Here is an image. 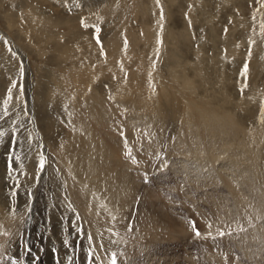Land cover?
<instances>
[{"label": "rangeland", "instance_id": "rangeland-1", "mask_svg": "<svg viewBox=\"0 0 264 264\" xmlns=\"http://www.w3.org/2000/svg\"><path fill=\"white\" fill-rule=\"evenodd\" d=\"M81 19L89 26L101 28L104 55L100 54L101 48L94 38V29L83 27ZM22 52L26 62L18 55ZM245 62L247 71L242 75ZM189 78L193 79V85L189 84ZM13 80L17 82L16 87L12 89V100L5 106L2 101ZM61 82H64L63 85L57 86ZM121 82L126 83L125 87L128 88L119 89L122 93L120 95L125 94V98L120 101L123 104H118V100L112 95L115 87ZM21 85L23 95H20ZM91 87L97 88V92L96 89L92 91ZM58 89L59 93L66 92L63 96H67L65 99L70 100L69 103L53 99L52 96H59ZM86 91L89 95H86ZM82 92L89 99V104L85 100L86 97L84 99L81 95ZM42 93L45 97H41L44 96ZM48 93L49 96L52 94L51 98L47 96ZM65 94L70 95V99ZM91 94L94 98L91 97L92 100ZM217 94L220 96L219 101ZM0 95V132L5 133L0 141V208H4L8 213L16 210L14 213L22 217V225L18 231L23 227L25 234L26 231L28 234L29 229H26V224L23 226V223L26 213L29 214L31 210H34L32 218L37 221L30 224L31 229L35 231H46L52 227L48 225V218H53L51 221L54 223L60 222V219L65 223L69 205H74L73 199L66 191V185H69L66 176L70 175L75 181H79L80 176H87V173L80 171L81 163L78 165L77 162L83 160L82 158H89V154L74 152L79 144L75 142H78L80 137L90 135L95 125L97 132L99 130L103 133L105 130L104 136L109 135L117 141L127 142L126 137L123 136V139L120 133L124 131V125H128V130H133L130 137L134 140L133 153L130 151L132 156L123 154L121 158L126 163L124 166L131 177L125 174L124 183L120 184L105 181L100 189L101 194H105L104 200L111 201L116 210L120 209L117 212L120 219L118 225L121 224L118 226V241L126 247L122 245L116 264H264V113L261 112V103L264 102V3L261 0H0ZM99 96H105L103 103L107 102L103 109H100V103L93 101ZM42 98L47 99L45 101H49L50 105ZM185 98H191L193 102H190L196 106L199 103L202 105L200 101H205L209 104L208 107L214 110L210 114L218 118L210 117L208 110H202L203 113L200 114L199 109L202 106L196 107L197 113H193L195 116L190 114ZM41 99L43 103L39 102ZM53 100L58 102L54 103ZM77 100L84 102L79 104ZM43 104L44 107L47 106L44 108ZM112 104L120 105H117L119 109L113 110L110 106ZM217 106L219 109L216 110ZM4 107L7 109V115ZM156 107L164 111L159 112ZM106 108H109L110 113ZM215 110H221L223 116L220 111L216 114ZM38 111L42 114V120ZM81 111H85L86 116ZM114 111L121 113L122 117ZM48 116H52L53 120ZM118 116L121 117L119 122ZM85 118L89 124L87 121L85 123ZM89 118L93 119L90 121ZM66 119L67 122H64ZM43 120L47 121L46 124H43ZM82 122L85 124L82 125ZM235 122H238V125ZM114 123L116 127H113ZM241 123L243 127L239 130L240 134H233L229 129L231 125L239 126ZM47 124L50 126L47 127ZM218 124L222 128H219ZM145 127L146 132L142 131ZM77 128L85 130L80 133ZM72 129L78 131V135ZM186 129L189 131L184 132ZM254 129L260 131V139L257 141H252L249 136ZM137 132L139 134L136 135ZM243 132L248 134H245L247 137ZM13 133L16 134L15 142H12ZM201 133L202 135L198 136ZM149 134L151 137L146 140ZM231 135H235V138ZM133 136L139 137L138 140ZM139 139L143 140L142 147ZM38 141H42L41 144ZM236 146L240 148L238 151ZM199 149L200 151H196ZM190 150L192 153H189ZM135 152L137 155H134ZM140 152L144 154L145 159L142 158L141 163L144 165L132 167V161H129L128 157L132 160L133 157L138 158ZM41 154L47 160L43 171L37 168ZM183 154L190 156L185 157ZM200 155L202 156L199 157ZM9 156L14 163L11 171L8 167ZM220 156L225 160L215 162ZM230 157L235 161L233 168V160ZM195 159L204 160L206 168L201 164L203 162L199 163L200 161ZM182 160L185 161L181 162ZM210 162L218 168L221 166L219 171L223 174L216 175L217 172L213 171ZM31 165L33 168L27 169ZM195 165L204 169L196 178L194 175L199 171L195 169ZM73 169L78 171L71 172ZM210 174L213 176H209ZM214 175L217 178L213 179ZM131 179L134 184L132 188L129 186ZM234 179L237 184L233 187L234 190L229 189V192L226 183L231 184ZM82 189L79 185L78 191L87 192L86 188ZM22 191L26 192L25 196ZM13 192L15 195H12ZM120 194L122 200L115 197ZM91 195L92 197L88 195L89 201L94 205L98 196ZM74 208L79 209V205ZM146 208H149L150 212ZM100 211L98 209V212ZM156 215L173 218V226L166 227V222ZM78 216L76 213L72 215V223H77ZM189 220L195 222L201 233L200 237L193 232ZM181 225L185 233H182ZM59 226L63 238L82 237L78 227H74L72 232L64 229L63 224ZM110 228L114 229L112 226ZM218 231H224L226 235L216 236ZM209 232L216 236L215 240L207 236ZM108 234L116 236L112 232ZM0 264L25 262L22 258H17V261L9 259L2 244Z\"/></svg>", "mask_w": 264, "mask_h": 264}, {"label": "bare ground", "instance_id": "bare-ground-1", "mask_svg": "<svg viewBox=\"0 0 264 264\" xmlns=\"http://www.w3.org/2000/svg\"><path fill=\"white\" fill-rule=\"evenodd\" d=\"M2 33V32H1ZM2 34H4V33H2ZM84 45V44H83ZM63 48V47H62ZM61 50V49H60ZM90 50V49H89ZM91 53H92V51H90ZM66 53V52H65ZM64 53V54H65ZM88 53V52H87ZM18 55H21V57H22V59L24 60V59H26L25 58V55L23 54V52L21 53V54H18ZM84 55V54H83ZM122 60V59H121ZM25 62H26V60H24ZM210 64V63H209ZM84 73V72H83ZM71 76V75H70ZM71 78V77H70ZM189 79H191V83H189V82H187L188 81V79H187V83H189L190 85H193L194 83H193V79L192 78H189ZM54 80V79H53ZM185 80H186V78H185ZM184 80V81H185ZM85 82H86V80H84ZM89 81H91V80H89ZM87 82H88V80H87ZM183 82V81H182ZM63 83L64 82H61V83H59L57 86H60V84H61V86L63 85ZM129 83V82H128ZM88 84V83H87ZM94 84V83H93ZM189 84H188V86H189ZM183 85H186L185 83H183ZM84 86H85V84H84ZM83 86V87H84ZM125 86H127L126 85V83L124 84V83H119V85H117L116 87H115V89H114V91H113V93H114V95H112L115 99H116V101L118 102V104H123V103H120V101L122 100V101H124V99L123 98H125L124 96H125V94H123V95H120V94H122L121 92H120V88H128V87H125ZM179 86H180V84H179ZM44 87H46V86H44ZM92 87H95V86H93L92 85ZM91 87V88H92ZM182 87V86H181ZM184 87H186V86H184ZM191 87V86H190ZM62 88V87H61ZM100 88V87H99ZM98 88V89H99ZM45 89V88H44ZM63 89V88H62ZM78 89V88H77ZM84 89V88H83ZM93 89V88H92ZM95 89H96V92H97V88H94L92 91H95ZM185 89V88H184ZM41 90V89H40ZM49 90V92L51 91L50 89H48ZM57 90V89H56ZM61 90V89H60ZM71 90V89H70ZM84 90H86V89H84ZM83 90V91H84ZM88 90V89H87ZM122 90H124V89H122ZM128 90H130V89H128ZM38 91V92H37ZM36 92L37 93H39V90H37ZM74 91V90H73ZM99 91V90H98ZM101 91H102V89H101ZM100 91V92H101ZM41 92H44V91H40V93ZM71 92H72V90H71ZM70 92V93H71ZM87 92V91H86ZM105 92V91H104ZM124 92H126V91H124ZM183 92H184V90H183ZM2 93V92H1ZM36 93V94H37ZM57 93H59V89H58V92ZM64 93H66L65 91H64ZM63 93V94H64ZM73 93V92H72ZM83 93V92H82ZM88 94H86V95H89V92H87ZM91 93V92H90ZM94 93V92H93ZM99 93V92H98ZM103 93V92H102ZM112 93V94H113ZM129 93V92H128ZM131 93V92H130ZM7 94V93H6ZM43 94V93H42ZM56 94V93H55ZM60 94H62V93H59V96H60ZM63 94H62V96H61V98H59V96H57V94H56V96L54 97V96H52V94L49 96V93H48V95L47 96H49L50 98H51V96L53 97V99L54 100H56V99H58V101H62V103H63V100H64V102L66 103L67 101H68V99L66 98L65 99V97H67V96H63ZM96 94V93H95ZM104 95L106 94V92L105 93H103ZM111 94V93H110ZM126 94H127V92H126ZM184 94H186V93H184ZM2 95V94H1ZM0 95V96H1ZM44 96H41V97H45V94H43ZM65 95H68V94H65ZM78 95H80L79 93H78ZM77 95V96H78ZM82 96H84V99H85V97H86V99L85 100H87L88 101V104H89V99H87V96H85V94L83 93V94H81ZM107 95V94H106ZM105 95V96H106ZM109 95V94H108ZM129 95V94H128ZM128 95L126 96V97H128ZM168 95V94H167ZM166 95V96H167ZM218 96H219V94H217ZM5 95H3V97H4ZM31 96H32V94H31ZM34 96V95H33ZM46 96V97H47ZM97 96H98V94H97ZM102 96V95H101ZM105 96H103L104 98H105ZM121 96V97H120ZM143 96V95H142ZM217 96V97H218ZM2 97V98H3ZM40 96H39V98H41ZM68 97H69V99H70V95H68ZM91 97L93 98V96H92V94L90 95V99H91ZM103 97H100L99 96V98L98 99H96V100H93V101H96V102H98V103H100L101 105H100V109L102 108L103 109V106H106L107 105V102H105V103H103V101H104V99H103ZM169 97V96H168ZM190 97V96H189ZM222 97V96H221ZM39 98H37V99H39ZM73 98H75V101H76V97L74 96ZM83 98V97H82ZM108 98V97H107ZM223 98V97H222ZM13 99H14V97H13ZM43 100H44V102H46L45 100H47V99H44V98H42ZM42 99H41V101H39V102H41V103H43L42 102ZM94 99V98H93ZM110 99V98H109ZM111 99H113V98H111ZM132 99V98H131ZM167 99H169V98H167ZM225 99V98H224ZM1 100V99H0ZM12 100V99H11ZM15 100V99H14ZM50 100V99H49ZM52 100V99H51ZM53 100V101H54ZM78 100L80 101L81 100V98L79 99L78 98ZM77 100V101H78ZM92 100V99H91ZM90 100V101H91ZM106 100H108V99H106ZM133 100V99H132ZM156 100V99H155ZM164 100V99H163ZM185 100L186 101H188V103H187V108H188V111L190 112V114H192V115H194L193 113H197V111H196V107H200V106H202V108H200L199 109V111H200V114L201 113H203V111L202 110H204V112L206 111V110H208V114L210 115V117H215L214 115H212V114H210L211 113V111H214V110H212V109H210V107H208L209 106V104L207 105V103H205V101H200L201 102V104L202 105H200V103H199V105L197 104V106L196 105H193L191 102H193L192 100H191V98H185ZM220 100V96H219V99H218V101ZM228 100V99H227ZM36 101V100H35ZM38 101V100H37ZM58 101H56V102H58ZM70 101V100H69ZM69 101H68V103H69ZM72 101V100H71ZM78 101V102H79ZM111 101V100H110ZM116 101H115V103H116ZM121 101V102H122ZM134 101V100H133ZM169 101V100H168ZM172 101V100H171ZM191 101V102H190ZM230 101V100H229ZM1 102V101H0ZM3 102V101H2ZM1 102V103H2ZM38 102V103H39ZM55 101H54V103H56ZM74 102V101H73ZM81 102H84V100H82ZM81 102H79V104L81 103ZM92 102V101H91ZM108 102H109V100H108ZM130 102H131V100H130ZM156 102V101H155ZM175 102H176V100H175ZM174 102V103H175ZM207 102V101H206ZM52 103V102H51ZM75 103V102H74ZM157 103V102H156ZM162 103V102H161ZM170 103H172V102H170ZM45 104V103H44ZM44 104L42 105L43 107H44ZM46 104H49V101H48V103L46 102ZM59 105H60V103H58ZM67 104V103H66ZM71 104H72V102H71ZM77 104V103H76ZM79 104H77V105H79ZM118 104H112V105H110L111 106V108L114 110V109H119L118 108V106L120 107V105H118ZM124 104H126V103H124ZM136 104V103H135ZM163 105L162 106H164V103H162ZM166 104V103H165ZM50 105V104H49ZM56 105V104H55ZM62 105H65V104H62ZM69 105V104H68ZM77 105H76V107H77ZM118 105V106H117ZM157 105V104H156ZM161 105V104H160ZM218 105V104H217ZM0 106H1V104H0ZM37 106H39V104L37 105ZM47 106V105H46ZM45 106V107H46ZM92 106V105H91ZM161 106V107H162ZM166 106H168L167 104H166ZM165 106V107H166ZM40 107V106H39ZM38 107V108H39ZM44 107V108H45ZM76 107H75V112H77L76 111ZM78 107H80V106H78ZM85 107V106H84ZM123 107V106H122ZM125 107H126V105H125ZM138 107V106H137ZM165 107H164V109H165ZM175 107V106H174ZM213 107V106H212ZM211 107V108H212ZM5 108V107H4ZM87 108V107H86ZM89 108H90V106H89ZM157 108V107H156ZM159 108V107H158ZM157 108V109H158ZM213 108H215V107H213ZM9 109V108H8ZM37 109V108H36ZM40 109H43V108H40ZM40 109H38L40 112H41V110ZM88 109V108H87ZM94 109V108H93ZM96 109V108H95ZM109 108H106V110H108ZM122 109V108H121ZM123 109H124V107H123ZM156 109V110H157ZM172 109H174V108H172ZM217 109H219L218 108V106L216 107V110ZM48 110V109H47ZM69 110H70V107H69ZM73 110V109H72ZM71 110V111H72ZM127 110H128V108H127ZM159 110V109H158ZM161 111H164L163 109H160ZM159 110V112H161ZM215 110V111H216ZM223 111H225L224 109H222ZM38 111V112H39ZM86 111V110H85ZM85 111H81V112H83V115H85L86 116V113H85ZM88 112H89V110H87ZM92 111V110H91ZM101 111V110H100ZM103 111V110H102ZM110 110H108V112H109ZM124 112H125V110H123ZM130 111H132V110H130ZM177 111V110H176ZM198 111V112H199ZM221 112V110H218V111H216V114H217V112ZM39 112V113H40ZM56 112V111H55ZM54 112V113H55ZM58 112H59V110H58ZM105 112V111H104ZM103 112V113H104ZM115 113L117 112V111H114ZM114 112H112V113H114ZM174 112V111H173ZM32 113V112H31ZM37 113V112H36ZM38 113V116L40 115V120H42L43 118H42V114L41 113H43V112H41L40 114ZM57 113V112H56ZM90 113V112H89ZM95 113L96 112H94L93 114L95 115ZM99 113V112H98ZM98 113H97V115H98ZM100 113H102V112H100ZM110 113V112H109ZM127 113V112H126ZM158 113V112H157ZM214 113V112H213ZM222 113L223 112H221V116H223L222 115ZM58 114V113H57ZM77 114V113H76ZM75 114V115H76ZM88 114V113H87ZM118 114H120V116H121V113H119V112H117V115ZM124 114V113H123ZM160 114V113H159ZM173 114V113H172ZM46 115V114H45ZM51 115V114H50ZM67 115H68V117H69V115L70 114H68V112H67ZM71 115H72V113H71ZM79 115V114H78ZM93 115V116H94ZM96 115V116H97ZM101 115V114H100ZM103 115H105V114H103ZM102 115V116H103ZM111 115V114H110ZM125 115V114H124ZM124 115H123V117H124ZM129 115V114H128ZM141 115V114H140ZM191 115V116H192ZM225 115V114H224ZM231 115V114H230ZM58 116V115H57ZM61 116V118L63 119V117H62V115H60ZM60 116L58 117V119H59V121H60ZM73 116V115H72ZM82 116V115H81ZM81 116H80V118H81ZM107 116H108V114H107ZM113 116V115H112ZM139 116V115H138ZM156 116V115H155ZM164 116V115H163ZM162 116V117H163ZM175 116V115H174ZM177 116V115H176ZM189 116V115H188ZM190 116V117H191ZM195 116V115H194ZM194 116H192L193 117V119H194ZM197 116H199V114L197 115ZM203 116V115H202ZM219 116V115H218ZM229 116V115H228ZM228 116H226L227 118H228ZM49 117V116H48ZM48 117H46V119L48 118ZM52 116H50L49 118H51ZM54 117V116H53ZM75 117V116H74ZM89 117H92V116H89ZM109 117V116H108ZM114 117V116H113ZM115 117H117L116 115H115ZM122 117V116H121ZM120 117V118H121ZM171 117H173L172 115H171ZM205 117V115L203 116V118ZM217 117V116H216ZM216 117H215V119H216ZM230 117H233V116H230ZM33 118V117H32ZM45 118V117H44ZM71 118V117H70ZM94 118V117H93ZM93 118H89V120L91 121ZM103 118V117H102ZM119 116H118V122H119ZM128 118V117H127ZM164 118V117H163ZM166 118V117H165ZM218 118V117H217ZM36 119V118H35ZM52 120H53V118H51ZM55 119V118H54ZM56 119H57V117H56ZM86 119V118H85ZM105 119V118H104ZM107 119V118H106ZM153 119V118H152ZM192 119V118H191ZM210 119V118H209ZM221 119H222V117H221ZM220 119V120H221ZM224 119V118H223ZM70 119L68 118V122L70 123V121H69ZM72 120H73V118H72ZM74 120H75V118H74ZM73 120V121H74ZM82 120V119H81ZM103 120V119H102ZM166 120V119H165ZM214 120V119H213ZM219 120V119H218ZM32 121H33V119H32ZM44 121V123L43 124H46V122L48 121V119H47V121H45V120H43ZM72 121V122H73ZM86 121H87V119L85 120V123H86ZM93 121H95V120H93ZM97 121H98V119H97ZM96 121V122H97ZM116 121V120H115ZM205 121V120H204ZM37 122V121H36ZM55 122V121H54ZM61 122H62V120H61ZM64 122H67V119H66V121H64ZM99 122H100V120H99ZM101 122H104V121H101ZM105 122H108V121H105ZM114 122V121H113ZM117 122V123H118ZM122 122H123V120H122ZM134 122V121H133ZM208 122V121H207ZM214 122V121H213ZM221 122H223L222 120H221ZM221 122H219V124H221ZM224 122H226V121H224ZM230 122H233V121H231L230 120ZM42 123V122H41ZM59 123V122H58ZM75 123V122H74ZM77 123V122H76ZM80 123V122H79ZM83 123L84 122H82V125H83ZM84 123V124H85ZM87 123H88V121H87ZM98 123V122H97ZM218 123V122H217ZM235 123H237L236 125H238V122H235ZM235 123L233 124V125H235ZM240 123V122H239ZM43 124H41L42 126H43ZM54 124V123H53ZM89 124V123H88ZM90 124H91V122H90ZM95 124V123H94ZM100 124V123H99ZM99 124H98V126H99ZM111 124H113L112 122H111ZM115 124L116 123H114V125H113V127L115 126ZM122 124V123H121ZM121 124H118V125H121ZM125 124H126V122H125ZM132 125H134L133 123H131ZM136 124V123H135ZM186 124V123H185ZM203 124V123H202ZM219 124H218V126H219ZM223 124V123H222ZM232 124V123H231ZM230 124V125H231ZM38 125V124H37ZM40 125V124H39ZM68 125V124H67ZM70 125H71V127H72V124L70 123ZM75 125V124H74ZM82 125H81V128H82ZM118 125H117V127H118ZM124 125V124H123ZM122 125V126H123ZM137 125V124H136ZM215 125V124H214ZM229 125V124H228ZM6 126V125H5ZM30 126V125H29ZM41 126V127H42ZM50 125H48L47 124V127H49ZM60 126V125H59ZM75 126H77V124L75 125ZM74 126V127H75ZM92 126V125H91ZM96 126V125H95ZM94 126V129H91L90 128V126H89V128L91 129V132H90V135H88V136H85V137H80V138H78L79 139V141L78 142H75L76 144L77 143H79L78 144V146H77V148H75L74 147V145H73V147L75 148L74 149V152H77L78 154L79 153H84L85 155H88V157L89 158H82L83 160H81L80 162H77V164L78 163H81V166H80V171H84L85 173H87V176H86V178H83L82 176H80V179H79V181H75L70 175H65L67 178V180H68V182H69V185L67 184L66 185V187H67V190L66 191H68V193H69V196L73 199V204L74 205H69L70 206V208H68V212H67V218H65L66 219V221H65V223H64V221H61V219H60V222L59 221H57V222H52L51 220H53V218H48V221H49V223L50 224H48V225H51L52 227H50L48 230H42V231H40L41 229H39V231H35L34 229H31V222H33V223H35V222H37L36 220H34L32 217H33V211L34 210H31V212H29V214H28V212L26 213V219H24V223H23V226H25L24 224H26V226H25V228L26 229H29V231H28V234H27V231H26V234H25V232H24V229H23V227H22V229H20L19 231H18V229L21 227V225H22V217L20 218L17 214H15L14 212H16V210H11L9 213L4 209V208H0V245L2 246V244H3V247L5 248V251H6V253H7V256L9 257V259H11V260H16L17 261V258H22L23 259V261L25 262V264H111V260H112V258H113V255H115V258H116V261H117V259L119 258V256H120V252H121V249H122V245H124V247H126V245L124 244V243H121L120 244V242L121 241H118V239H119V237H118V234L120 235V232H119V230H118V226H121V224H119L118 225V222L120 221V219L118 218V211L120 210H116L115 209V207L113 206V203L110 201V202H107V201H105L104 200V195L105 194H101V192H100V189H102V186H103V183L105 182V181H112V182H115V183H124V177H125V174H128V176L129 177H131L130 175H129V173H128V171H126V168H125V166L124 165H126V163H124V161L122 160V158H121V155H123V154H125L126 155V153H129L130 151L132 152L133 150H132V141H134V140H132L130 137H132V134H133V130H132V128H130L129 130H128V128H129V126H128V128H127V126H125L124 125V131H123V133H124V135L123 136H125L126 137V140H127V142L125 143V142H122V141H117V139H114V138H112V137H110L109 135L106 137V136H104V132H105V130H104V132L102 133V132H100L99 130H98V132H97V130L95 129L96 127ZM103 126H105V124L103 123ZM121 126V127H122ZM138 126V125H137ZM142 126V125H141ZM140 126V127H141ZM178 126V125H177ZM197 126V125H196ZM217 126V125H216ZM215 126V127H216ZM240 126V127H239ZM239 126H232L231 125V128H229L230 130H232V133L234 132H236V133H239L240 131V129H242V123H241V125L239 124ZM35 127V126H34ZM40 127V126H39ZM45 128H46V126H44ZM53 127H55L54 125H53ZM56 127H57V125H56ZM73 127V128H74ZM116 127V126H115ZM185 127V126H184ZM212 127V126H211ZM221 126H219V128H220ZM224 127V126H223ZM226 127V126H225ZM51 128V127H50ZM50 128L48 129V130H50ZM68 128V127H67ZM79 128V127H78ZM77 128V130H79ZM84 128V127H83ZM101 128V127H100ZM106 128V127H105ZM111 128V127H110ZM109 128V129H110ZM119 128V127H118ZM126 128V129H125ZM138 128H139V126H138ZM148 128V127H147ZM187 128V127H186ZM197 128V127H196ZM222 128V127H221ZM37 129V128H36ZM40 129V128H39ZM69 130H71V128H68ZM76 129V128H75ZM85 129H86V127H85ZM84 129V130H85ZM113 129V128H112ZM120 129V128H119ZM133 129H134V127H133ZM135 129H137L136 128V126H135ZM161 129V128H160ZM159 129V130H160ZM198 129V128H197ZM217 129V128H216ZM84 130H82L83 132H84ZM87 130H88V126H87ZM145 130H147L146 129V127L142 130V131H145ZM149 130V129H148ZM151 130V129H150ZM164 130V129H163ZM162 130V131H163ZM206 130H207V127H206ZM213 130V129H212ZM221 130H223V132L225 131L224 129H221ZM243 130H245V128H243ZM242 130V131H243ZM252 130H253V128H252ZM252 130H250V132L252 131ZM46 131H47V129H46ZM55 131V130H54ZM72 131H74L73 129H72ZM81 130H79V132H80ZM81 131V132H82ZM117 131V130H116ZM120 131V130H119ZM134 131H136V130H134ZM137 131H139V130H137ZM141 131V132H142ZM165 131V130H164ZM186 131H189L188 129H186L184 132H186ZM200 131V130H199ZM246 131V130H245ZM58 132V131H57ZM76 131H74V133H75ZM80 132V133H81ZM86 132V131H85ZM114 132H115V130H114ZM121 132V131H120ZM146 132V131H145ZM190 132H191V130H190ZM202 132V131H201ZM222 132V131H221ZM231 132V131H230ZM229 132V133H230ZM247 132V131H246ZM246 132L244 133L243 132V134L245 135L246 134ZM249 132V131H248ZM77 133V135H78V131L76 132ZM79 133V134H80ZM117 133V132H116ZM115 133V134H116ZM144 133V132H143ZM149 133V132H148ZM160 133H161V131H160ZM220 133V132H219ZM225 133H226V131H225ZM224 133V134H225ZM228 133V132H227ZM233 133V134H234ZM235 133V134H236ZM38 134V133H37ZM56 134V133H55ZM86 134H88V133H86ZM137 134H139L138 132L136 133V135ZM164 134H165V132H164ZM187 134H188V132H187ZM195 134V133H194ZM240 134V133H239ZM242 134V135H243ZM260 134V131H258L257 129H254V131L252 132V134L251 133H249V136L253 139H251L250 138V141L252 140V141H257L258 140V135ZM50 135V134H49ZM71 135V134H70ZM69 135V136H70ZM82 135H83V133H82ZM82 135H80V136H82ZM113 135V134H112ZM117 135V134H116ZM141 135V134H140ZM145 135H148V134H146L145 133ZM145 135H144V137H145ZM150 135V134H149ZM179 135V134H178ZM200 135H202V133L201 134H198V136H200ZM220 135V134H219ZM226 135V134H225ZM224 135V136H225ZM246 135H248V134H246ZM245 135V136H246ZM114 136V135H113ZM118 136V135H117ZM177 136V135H176ZM175 136V137H176ZM185 136V135H184ZM205 136V135H204ZM218 136V135H217ZM221 136V135H220ZM231 136H233V135H231ZM231 136H230V138H231ZM41 137V136H40ZM68 136H66V138H67ZM73 137V136H72ZM76 137V135L74 136V138ZM79 137V136H78ZM125 137H123V139L125 138ZM134 137V136H133ZM141 137H143V135L141 136ZM148 137H151V135L150 136H147V139L146 140H148ZM161 137V136H160ZM182 137H183V135H182ZM227 137V136H226ZM234 138H235V135L233 136ZM233 137H232V139H233ZM241 137V136H240ZM247 137V136H246ZM54 138V137H53ZM117 138V137H116ZM134 138H136V136L134 137ZM137 138H139V137H137ZM136 138V139H137ZM156 138V137H155ZM158 138V137H157ZM177 138H179V137H177ZM199 138V137H198ZM40 139V138H39ZM56 139V138H55ZM73 138H71V140H72ZM162 139V138H161ZM227 139V138H226ZM247 139H249V137L247 138ZM260 139V138H259ZM54 140V139H53ZM70 139H69V141H71ZM122 140V139H121ZM125 140V141H126ZM138 140V139H137ZM139 140H141V142L143 141L142 139H139ZM151 140V139H150ZM219 140H220V138H219ZM235 140H237V138L235 139ZM241 140H243V139H241ZM240 140V141H241ZM52 141V140H51ZM73 141H74V139H73ZM124 141V140H123ZM153 141V140H152ZM155 141H156V139H155ZM154 141V142H155ZM169 141V140H168ZM177 141V140H176ZM38 142H40V141H38ZM42 142V141H41ZM41 142H40V144H41ZM45 142V141H44ZM62 142H63V140H62ZM65 142V141H64ZM138 142V141H137ZM137 142H135V143H137ZM153 142V143H154ZM175 142V141H174ZM178 142V141H177ZM180 142V141H179ZM220 142V141H219ZM223 142V141H222ZM232 142V141H231ZM69 143V142H68ZM71 143V142H70ZM73 143V142H72ZM71 143V144H72ZM74 143V144H75ZM123 143V144H122ZM145 143H147V141L145 142ZM148 143H149V141H148ZM153 143H152V145H153ZM166 143H169V142H166ZM173 143V142H172ZM48 144V143H47ZM52 144V143H51ZM62 144V143H61ZM60 144V145H61ZM65 144V143H64ZM66 144H67V142H66ZM70 144V145H71ZM218 144V143H217ZM224 144V143H223ZM227 144H228V142H227ZM232 144V143H231ZM239 144H241V143H239ZM139 145H140V142H139ZM160 145V144H159ZM158 145V146H159ZM207 145V144H206ZM205 145V146H206ZM211 145V144H210ZM230 145V144H229ZM1 146H3V145H1ZM56 146V145H55ZM68 146V145H67ZM76 146V145H75ZM135 146V145H134ZM137 146V145H136ZM143 146V142H142V145L140 146V147H142ZM157 146V147H158ZM218 146V145H217ZM65 147V146H64ZM69 147H71V146H69ZM146 147V146H145ZM147 147H149V145H147ZM153 147V146H152ZM155 147H156V145H155ZM155 147H153V148H155ZM188 148H190L189 147V145L187 146ZM220 147V146H219ZM224 147H226V146H224ZM237 147V146H236ZM44 148V147H43ZM61 148H63V146H61ZM139 148V147H138ZM137 148V149H138ZM212 148V147H211ZM235 148V147H234ZM233 148V149H234ZM0 149H1V147H0ZM66 149H68V148H66ZM70 149H72V148H70ZM70 149H69V151H70ZM133 149H134V147H133ZM137 149H136V151H137ZM149 149H151V148H149ZM191 149V148H190ZM205 149V148H204ZM204 149H202V150H204ZM213 149V148H212ZM216 149V148H215ZM218 149V148H217ZM231 149H232V147H231ZM240 148L239 147H237V151L239 150ZM2 150V149H1ZM4 150V149H3ZM142 150H144V148L142 149ZM201 150V151H202ZM208 150V149H207ZM135 151V150H134ZM141 151V150H140ZM145 151H146V149H145ZM155 151V150H154ZM193 151V150H192ZM196 151H200V149L199 150H196ZM210 151V150H209ZM209 151H207V152H209ZM242 151V150H241ZM63 152H64V150H63ZM72 152H73V149H72ZM130 152V153H131ZM138 152V151H137ZM150 152V151H149ZM153 152V151H152ZM205 152V151H204ZM212 152V151H211ZM215 152V151H214ZM240 152V151H239ZM133 153V152H132ZM131 153V154H132ZM136 153V152H135ZM134 153V155H137V153L135 154ZM147 153V152H146ZM151 153V152H150ZM189 153H192L191 152V150H190V152ZM198 153V152H197ZM231 153V152H230ZM68 154H69V152H68ZM71 154V153H70ZM76 153H73V155H75ZM152 154V153H151ZM196 154V153H195ZM201 154H202V152H201ZM206 154V153H205ZM213 154V153H212ZM217 154V153H216ZM221 154V153H220ZM237 154V153H236ZM67 155V154H66ZM72 155V154H71ZM85 155L83 156V157H85ZM133 155V156H134ZM183 155H185V154H183ZM182 155V156H183ZM222 155V154H221ZM64 156V155H63ZM67 156H69V155H67ZM80 156V155H79ZM132 156V155H131ZM144 156V154H142L141 152H140V157H133V158H135V160L137 161L136 163H133L132 162V167L135 165V166H139L143 161H142V158H144L143 157ZM146 156V155H145ZM149 156V155H148ZM187 156H190V155H185V157H187ZM192 156V155H191ZM197 156V155H196ZM202 155H200L199 157H201ZM206 156H208V155H206ZM198 157V158H199ZM213 157V156H212ZM237 157V156H236ZM70 158V157H69ZM78 158V157H77ZM195 158V157H194ZM231 158V157H230ZM241 158V157H240ZM62 159V158H61ZM64 159V158H63ZM74 159V158H73ZM73 159L71 160V161H73ZM79 159H81V158H79ZM128 159H129V161H132V158L131 157H128ZM145 159V158H144ZM210 159V158H209ZM213 159V158H212ZM232 160H233V163L231 164L232 166V168H233V165H235V161H234V159L233 158H231ZM65 160V159H64ZM75 160V159H74ZM196 160V159H195ZM198 161H200L199 159H197ZM196 160V161H197ZM223 160H225L222 156H220V157H217V159L215 160V162H220V161H223ZM240 160V159H239ZM185 160H182L181 162H184ZM205 161H207V160H205ZM211 161H213V160H211ZM61 163L63 162V161H60ZM65 162H66V160H65ZM67 162H68V160H67ZM201 162H203V163H201ZM186 163V162H185ZM185 163H183V164H185ZM199 163H201L203 166H205V162H204V160L202 161H200ZM199 163H197V164H199ZM207 163V162H206ZM211 163V162H210ZM209 163V165H211V168L213 169V171L215 170L216 172V175H219V173H222V172H220L219 170H220V167L218 168V167H216L215 165H214V163L212 162L211 164ZM238 163H240V161L238 162ZM68 165H69V162L67 163ZM73 164V163H72ZM72 164L70 165L71 167H72ZM187 164V163H186ZM223 164V163H222ZM230 164V163H229ZM236 164H237V162H236ZM79 165V164H78ZM141 165H144V164H141ZM201 165V166H202ZM240 165V164H239ZM242 165H243V163H242ZM241 165V166H242ZM194 166V165H193ZM200 166V165H199ZM207 166V165H206ZM206 166L204 167V168H206ZM54 167V166H53ZM62 167V166H61ZM68 167V166H67ZM132 167H131V165H130V170L132 169ZM191 167V166H190ZM210 167V166H209ZM224 167V166H223ZM29 168H33V165H31V166H28L27 167V169H29ZM128 168V169H129ZM136 168H138V167H136ZM142 168V167H141ZM201 168V167H200ZM197 165H195V169L197 170V171H199V173H195L196 175H194V178H196V177H198L199 175H200V172H202V171H204V169L202 170V168L200 169ZM208 168V167H207ZM228 168V167H227ZM27 169L25 168V170H26V172L28 173L29 171H27ZM52 169V168H51ZM69 169V168H68ZM78 169V168H77ZM134 169V168H133ZM243 169V168H242ZM202 170V171H201ZM222 171H223V169H221ZM226 170V169H225ZM238 170H239V168H238ZM238 170H236V171H238ZM65 171V170H64ZM71 172H74L75 171V173H76V171H78V170H76V169H73V170H70ZM80 171H79V173H80ZM140 171V170H139ZM58 172H60L59 170H58ZM207 172H208V170H207ZM210 172H212V171H210ZM25 173V172H24ZM51 173V172H50ZM136 173V172H135ZM134 173V174H135ZM139 173V172H138ZM29 174V173H28ZM49 174V173H48ZM78 174V173H77ZM84 174V173H83ZM131 174V173H130ZM137 174V173H136ZM223 174V173H222ZM221 174V175H222ZM242 174V173H241ZM43 175V174H42ZM53 175V173L51 174V176ZM58 176H59V174H57ZM63 175V174H62ZM61 175V176H62ZM206 175H207V173H206ZM206 175H204V176H206ZM49 176V175H48ZM133 176H136V177H138V175H133ZM139 176H141V174H139ZM209 176H213V175H209ZM215 176V175H214ZM224 176V175H223ZM50 177V176H49ZM240 177V176H239ZM53 178V177H52ZM62 178H64V177H62ZM143 178V177H142ZM208 178V177H207ZM214 178H217L216 176L215 177H213V179ZM220 178V176L218 177V179ZM228 178V177H227ZM61 178L59 177V180H60ZM65 179V180H66ZM133 179V178H132ZM132 179H131V182H130V184H129V186H130V188H132L133 186H134V184H132ZM144 179V178H143ZM198 179V178H197ZM206 179V178H205ZM209 179H211V177L209 178ZM221 179H223V178H221ZM229 179V178H228ZM39 180V179H38ZM196 180V179H195ZM216 180V179H215ZM52 181V180H51ZM55 181H57V180H55ZM62 181V180H61ZM60 181V182H61ZM64 181V180H63ZM208 181V180H207ZM221 181H223V180H221ZM228 180L226 179V182H227ZM65 183H66V181H64ZM63 182V183H64ZM196 182V181H195ZM224 182V181H223ZM237 182V180H232V182H231V184L230 183H226L227 184V188H228V191L229 192H231V191H233L234 190V186L237 184L236 183ZM58 183V182H57ZM241 183V182H240ZM136 184V183H135ZM140 184V183H139ZM141 184H143V183H141ZM198 184V183H197ZM225 184V183H224ZM54 185H56L55 184V182H54ZM62 185V184H61ZM79 185H81V188H86V190H87V192L86 193H84V192H82V191H78L79 190ZM73 186H74V188H73ZM66 187H65V189H66ZM234 187V188H233ZM56 188H57V185H56ZM137 188V187H136ZM82 189V190H83ZM135 189V188H134ZM229 189H231V191L229 190ZM65 191V192H66ZM22 194H24V196H25V194H26V192H24L23 193V191H22ZM91 194H93L94 196H98L96 199H97V201H95V203H94V205H93V203H90V201H89V196H91L92 197V195ZM67 196H68V194H66ZM89 195V196H88ZM239 195V194H238ZM66 196V197H67ZM237 196V195H236ZM65 197V198H66ZM117 199H119V200H122V196H121V194L120 195H116L115 196ZM99 198V199H98ZM239 198H240V196H239ZM68 201H69V199H67ZM239 200V199H238ZM67 201V202H68ZM124 201V200H123ZM91 202H92V199H91ZM122 202V201H121ZM69 204V203H68ZM103 204V206H99V205H102ZM241 204V203H240ZM67 205V204H66ZM75 205H79V209H75L74 208V206ZM102 207H103V209H102ZM239 207V206H238ZM40 208V207H39ZM38 208V209H39ZM118 208V207H117ZM60 209V208H59ZM98 209H100L101 211L100 212H98ZM147 209V208H146ZM239 209H240V207H239ZM255 209V208H254ZM25 210V209H24ZM67 210V209H66ZM147 210H149V208L147 209ZM254 211H256V210H254ZM44 212V211H43ZM66 212V211H65ZM148 212H150V210L148 211ZM60 213V212H59ZM74 213H76V214H78L79 216L78 217H76L77 219H78V221H77V223H76V221H75V223H72V219H73V217H72V215H74ZM42 214V213H41ZM45 214V213H44ZM57 214V213H56ZM43 215V214H42ZM48 215V214H47ZM51 215V214H50ZM54 215V214H53ZM105 215V216H104ZM57 216V215H56ZM64 216H65V214H64ZM63 216V217H64ZM70 216V217H69ZM102 216H104V217H102ZM157 216V215H156ZM160 216V217H159ZM34 217H35V215H34ZM57 217H59V216H57ZM120 217V216H119ZM160 220H163V221H165L166 222V224H165V226L166 227H169V228H171L172 226H173V224H174V220H173V218L171 219V218H169V217H164L163 218V216L162 215H158L157 216ZM36 218V217H35ZM163 218V219H162ZM59 219V218H58ZM41 220V219H40ZM56 220V219H55ZM42 221V220H41ZM72 223V224H71ZM47 224V223H46ZM63 224V226L62 227H64V229H67V230H69V231H74V227H78L79 229H80V231H81V236L82 237H80L79 239H67V238H63V235H62V233L60 232L61 231V229H60V226L59 225H62ZM257 224V223H256ZM123 225V224H122ZM112 226V228H114L113 230H111V227ZM182 226V225H181ZM103 227V228H102ZM105 227V228H104ZM256 227H258V226H256ZM263 227V226H262ZM253 228H255V226L253 227ZM259 228V227H258ZM119 229H120V227H119ZM121 229H123L122 227H121ZM124 230V229H123ZM33 231V232H32ZM261 231V230H260ZM30 232H31V234L32 235H30ZM58 232H60L59 233V235H58ZM109 232H112V233H115L116 234V236H114V235H109L108 233ZM117 232H119V233H117ZM256 232H258L259 233V231H257V228H256ZM262 232H263V230H262ZM52 233H54V234H56V236H54V234H52ZM67 233V232H66ZM182 233H185L184 231H183V226H182ZM37 236V237H36ZM185 236V235H184ZM89 237H91V239H89ZM181 237V236H180ZM12 242H14L13 244H12ZM116 251H117V253H116ZM155 255V254H154Z\"/></svg>", "mask_w": 264, "mask_h": 264}, {"label": "snow or ice", "instance_id": "snow-or-ice-1", "mask_svg": "<svg viewBox=\"0 0 264 264\" xmlns=\"http://www.w3.org/2000/svg\"><path fill=\"white\" fill-rule=\"evenodd\" d=\"M157 2H158V0H157ZM261 2L264 3V0H261ZM161 20H163V13H162V12H161ZM81 25H82L83 27H85V28L92 27V28L94 29V38H95V40H96V43H97V44L100 46V48H101V53H100V54H101V55H104V52H103V44H102V38H101V36H100L101 28H100L99 26H95V25H93V26H89V25H87V24L84 23L83 19H81ZM226 30H227V29H226ZM5 43L7 44V41H5ZM124 44H125V47H126V46H127V40H126V39H125V41H124ZM9 51H10V52L12 51L11 48H9ZM12 54L15 55L14 52H13ZM246 71H247V62H245L244 69L242 70V75L246 74ZM20 74H21V77H22V76H23V70H22V69H21V73H20ZM16 83H17V82H16L15 80H13V81H12V85L7 89V95H6V97H5L4 101H3V103H4L5 106H6V105L9 103V101L12 99V89L16 87ZM23 94H24V91H23V85H21V87H20V95H23ZM17 99H19V97H17ZM261 112L264 113V102L261 103ZM7 114H8V113H7V109L5 108V115H7ZM120 134H121V136L123 137L124 133L121 132ZM4 136H5V133H4V132H0V141L3 140ZM15 139H16V134L13 133V134H12V142H15ZM125 143H126V142H125ZM11 150H12V145L10 144V152H11ZM126 155L131 156V153H130V152H129V153H126ZM8 159H9L8 167H9V170L11 171V170L14 168V163H13V161H12V157H11V156H9ZM132 162H133V163H136L137 161L135 160V158H133ZM46 163H47V160H46L45 156H44L43 154L39 155V159H38V161H37V168L39 169V171H43L44 166H45ZM145 180H146V182H147V176H145ZM12 195H15V192H13ZM189 224H190V226H191L193 232L195 233V235H196L197 237H200V236H201V233H200V232L198 231V229L196 228V224H195V222L189 220ZM210 226H211V225H209V227H210ZM241 230H242V229H241ZM229 234H230V233H229ZM225 235H226V233H225L224 231H218L217 234H216V236H219V237H223V236H225ZM207 236H208V237H211V238L214 239V240L216 239V236H213L211 232H209V233L207 234ZM89 239H91V237H89ZM111 264H116V258H115V255H113V258H112V260H111Z\"/></svg>", "mask_w": 264, "mask_h": 264}]
</instances>
